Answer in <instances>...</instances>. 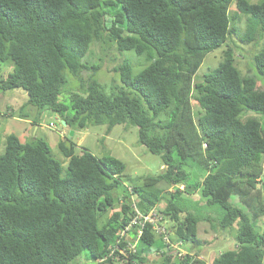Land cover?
Returning a JSON list of instances; mask_svg holds the SVG:
<instances>
[{"label":"trees","instance_id":"16d2710c","mask_svg":"<svg viewBox=\"0 0 264 264\" xmlns=\"http://www.w3.org/2000/svg\"><path fill=\"white\" fill-rule=\"evenodd\" d=\"M261 39L264 0H0V64L12 66L0 89L21 91L22 110H50L75 132L134 126L164 167L132 186L125 164L111 154L98 158L71 140L69 148L66 138L59 141L64 168L37 134L30 142L6 135L0 264H71L84 252L96 264H147L157 254L159 264H208L194 248L204 245L199 225L211 220L185 209L198 196L221 208L222 230L238 227L237 246L210 264H264V230L257 229L264 218V44L245 74L236 59L240 44ZM95 44L101 56L115 49L140 61L115 67L120 83L111 91L96 78L99 64L84 62ZM219 48L218 67L198 76ZM67 73L81 90L70 93L69 105L60 100ZM135 209H157L160 223L171 224V240L190 245L189 252L170 254L147 224L136 251L123 253L140 230L123 234Z\"/></svg>","mask_w":264,"mask_h":264},{"label":"rangeland","instance_id":"374dc122","mask_svg":"<svg viewBox=\"0 0 264 264\" xmlns=\"http://www.w3.org/2000/svg\"><path fill=\"white\" fill-rule=\"evenodd\" d=\"M260 1V0H256ZM236 9V5L233 4L231 11L233 12ZM233 40V39H232ZM230 40L228 43L230 46L235 48V42ZM264 44V39H261L258 43L255 41L253 45H242L236 49V59L239 69L242 73L249 68L251 59L255 54H258ZM261 45L259 49L256 46ZM225 48H219L214 52L207 55L205 61L198 72V76H202L210 71L215 70L219 62L221 61L223 51ZM101 50L99 44H95V47L92 50L93 56L89 59L85 58L84 62L96 63L99 64L100 68L97 73L96 78L108 88V91H111L112 86L115 83V80L120 83V75L115 72V67L123 62L124 59L129 58L134 62L139 63L133 53H117L115 49L108 50L107 53H104L101 56ZM101 58V60H100ZM12 66L0 64V79L4 76L7 77L9 72L12 70ZM254 70V69H253ZM254 76L257 78V72L254 70ZM68 84L66 86V92L60 97V100L66 105H69V95L71 92L81 93L79 81L71 76L66 74ZM89 72H85L83 78L85 81L88 80ZM17 90L2 91L0 89V144L4 135L9 134L17 135L22 141L30 142L32 138H35V124L31 125L30 123L25 122V117H20L21 112L23 115L27 114L29 116L27 119L31 121H36L37 125L41 127L39 133L37 134L38 138L44 139L51 150L54 157L59 160L63 165L64 160L59 156L60 148L59 141L62 138V133L65 131L67 133L66 127L62 123V119L57 114L53 113L50 110L42 111V114L39 118L36 117L35 107L28 106L22 110L23 102L27 97L21 91L16 92ZM9 109L11 110L9 113ZM195 112L198 111V107L194 106ZM256 115L245 114V118H253ZM22 118V119H20ZM259 118V117H257ZM20 120V121H19ZM54 124L55 127H50ZM87 136L84 139V135ZM67 138H70L71 141L75 144L77 150L86 148L90 150L98 158H103L109 154L123 161L126 166V172L124 181L130 185H142L140 181L146 176H157L163 172V162L159 156H155L147 151V149L139 143V130L134 126H116L109 134L107 133L106 126L90 127L88 130L77 131L75 135L70 136V132L66 134ZM61 140V141H62ZM69 142L66 143V145ZM3 151H0V154ZM57 156V157H56ZM64 167V165H63ZM65 168V167H64ZM262 188V186H259ZM173 191V190H172ZM256 194V193H255ZM260 199L264 202V189L260 192ZM234 198V197H233ZM232 198V199H233ZM190 204L193 202V206H187L185 209L193 211L195 215L199 217L208 218L211 222H204L199 225V237L204 242L202 247L194 248V253L198 252L200 259L210 264L211 260L218 254H221L228 250H233L237 246V229L235 226L233 229L222 230L219 227V219L221 217V208L218 205L210 206L206 199L201 197H190ZM234 202H237V199H233ZM186 204V202H185ZM190 211V212H191ZM166 226V230L170 233H173L171 224L163 223ZM163 230V227H161ZM259 232L264 230V218L261 220L260 224L257 225ZM224 231V232H223ZM127 237V236H126ZM173 246L171 251L173 255L180 257L181 255H186V252H189L190 245L181 246L180 243L172 242ZM161 246L160 239L157 240L155 248ZM175 246L177 248H175ZM154 248V249H155ZM201 250H199V249ZM153 249V250H154ZM217 253V254H216ZM160 256L152 255L148 259L147 264H159ZM71 264H96L88 256L87 252H84L80 258L74 261ZM114 264H125L119 259L115 260Z\"/></svg>","mask_w":264,"mask_h":264},{"label":"built area","instance_id":"2783aa9c","mask_svg":"<svg viewBox=\"0 0 264 264\" xmlns=\"http://www.w3.org/2000/svg\"><path fill=\"white\" fill-rule=\"evenodd\" d=\"M51 127H54V125L52 124ZM160 219L157 216V213L155 211H152L150 214H148L147 216L142 215L139 211L136 212V216L134 217V219L131 222V225L128 226V228L124 231L123 234H126L127 231L132 228L133 226H140L141 229H143L146 224H152L154 225V228L158 231H163L159 226ZM142 231L140 230L137 238L135 240H131L129 243H127V246L122 250L123 253H127V252H135L136 251V245L138 243V239L141 236ZM118 251H120V249L116 248ZM114 252L111 253V255Z\"/></svg>","mask_w":264,"mask_h":264},{"label":"clouds","instance_id":"9594fccd","mask_svg":"<svg viewBox=\"0 0 264 264\" xmlns=\"http://www.w3.org/2000/svg\"><path fill=\"white\" fill-rule=\"evenodd\" d=\"M63 122H65V121H62V123ZM66 123V122H65ZM67 124V123H66ZM54 125V124H53ZM64 125V124H63ZM65 126V125H64ZM50 127H51V125H50ZM54 127H55V125H54ZM65 127H68V126H65ZM53 128V127H52ZM71 131H73V130H71ZM75 132V131H74ZM67 138V137H66ZM68 140H69V138H67ZM70 141V140H69ZM68 141V142H69ZM135 202V201H134ZM136 203V202H135ZM135 211L137 212L138 210H136L135 209ZM152 211H155L156 213H157V216H158V211H157V209H153ZM151 211V212H152ZM150 212V213H151ZM149 213V214H150ZM142 214V213H141ZM142 215H144V214H142ZM148 215V214H147ZM147 215H144V216H147ZM160 219V218H159ZM161 221V220H160ZM160 221H159V223H160ZM132 222V221H131ZM130 225H131V223H130ZM152 225V224H151ZM159 226H161V227H163V231H158V229L156 230L154 227H153V231L158 235V237H160L161 238V236L163 237V242H165V243H167L170 247H171V249H172V247H174L173 246V244H172V242H174V241H172L171 239H172V237H173V233L170 235V233L166 230V226H164L163 224H161L160 223V225ZM145 227H147V224H146V226ZM160 227V228H161ZM140 230L142 231V229L140 228ZM139 230V231H140ZM139 231H138V233H139ZM138 233H137V235H138ZM137 235H136V238H137ZM178 244V243H177ZM180 245H181V243H180ZM175 248H177L176 246H175ZM171 249L169 250V251H171ZM171 254V253H170ZM176 256V255H175ZM180 256H183V255H181L180 254Z\"/></svg>","mask_w":264,"mask_h":264},{"label":"crops","instance_id":"0c3cea01","mask_svg":"<svg viewBox=\"0 0 264 264\" xmlns=\"http://www.w3.org/2000/svg\"><path fill=\"white\" fill-rule=\"evenodd\" d=\"M10 111V110H9ZM41 114H42V112H40V111H36V117L37 118H39L40 116H41ZM21 117V116H20ZM20 119H22V118H20ZM29 119V118H28ZM27 118L26 119H24V120H26L25 122H27V123H30L31 125H34L35 124V128H33V132H35V135L36 134H38L39 133V130L41 129V127L40 126H38L37 125V122L36 121H31V120H28ZM20 121V120H19ZM66 129H67V133L65 132V131H63V132H61L62 133V138H63V140L62 139H60V141L62 140V141H66V134H68L69 132H71V130L68 128V127H66ZM88 130V129H87ZM8 134V133H7ZM6 134V135H7ZM76 134V132H74V135ZM6 135H4V138L2 139V143L0 144V151H2V148H3V146H2V148H1V145H3V143H4V141H5V136ZM87 136V133H86V135H84V139H83V141H85V137Z\"/></svg>","mask_w":264,"mask_h":264},{"label":"water","instance_id":"95a60500","mask_svg":"<svg viewBox=\"0 0 264 264\" xmlns=\"http://www.w3.org/2000/svg\"><path fill=\"white\" fill-rule=\"evenodd\" d=\"M63 124L65 125V126H67V124L65 123V122H63ZM72 135H74V131H71L70 132V136H72ZM69 140H71L70 138H69ZM67 147H71V143H70V141H69V143L67 144Z\"/></svg>","mask_w":264,"mask_h":264}]
</instances>
